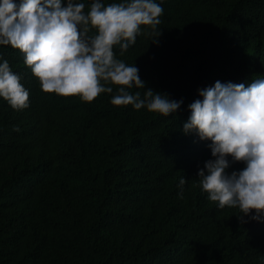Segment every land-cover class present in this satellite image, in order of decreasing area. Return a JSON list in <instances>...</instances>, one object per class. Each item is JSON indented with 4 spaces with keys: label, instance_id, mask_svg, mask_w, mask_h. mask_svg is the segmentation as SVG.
<instances>
[{
    "label": "trees",
    "instance_id": "obj_1",
    "mask_svg": "<svg viewBox=\"0 0 264 264\" xmlns=\"http://www.w3.org/2000/svg\"><path fill=\"white\" fill-rule=\"evenodd\" d=\"M77 2L87 13L93 0ZM155 2L156 33L141 26L114 52L145 82L131 94L183 100L167 117L112 105L115 87L91 103L46 94L0 45L29 92L21 111L0 97V264H264V216L209 200L198 172L211 141L183 131L198 90L264 79V0ZM229 160V174L245 167Z\"/></svg>",
    "mask_w": 264,
    "mask_h": 264
},
{
    "label": "clouds",
    "instance_id": "obj_2",
    "mask_svg": "<svg viewBox=\"0 0 264 264\" xmlns=\"http://www.w3.org/2000/svg\"><path fill=\"white\" fill-rule=\"evenodd\" d=\"M162 14L155 0L108 5L93 0L87 13L77 0H66V6L64 0H0V45L24 55V64L46 94L91 103L102 93L112 94L115 87L112 105L146 107L167 117L183 100H170L151 89L143 99L139 91L131 94L129 89H144L145 82L136 66L117 59L114 52L119 46L122 56L134 45L141 26L150 27L146 34L156 33ZM20 81L3 60L0 97L16 111L29 107V92ZM198 93L202 99L188 105L191 114L183 131L211 141L208 147L214 159L198 172L202 190L220 209L237 208L243 216L255 211L251 219L259 221L264 216V79L248 84L216 81ZM229 158L245 167L229 174ZM186 182L180 178L178 187L183 189Z\"/></svg>",
    "mask_w": 264,
    "mask_h": 264
}]
</instances>
